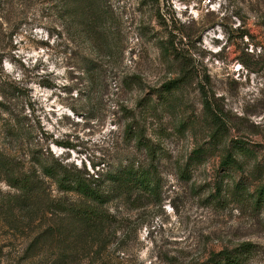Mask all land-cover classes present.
<instances>
[{"label": "rangeland", "instance_id": "obj_1", "mask_svg": "<svg viewBox=\"0 0 264 264\" xmlns=\"http://www.w3.org/2000/svg\"><path fill=\"white\" fill-rule=\"evenodd\" d=\"M170 31L190 75L145 115L147 137L160 145L156 190L113 201L114 217L88 251L78 240L33 244L57 218L21 210L0 180V264H56L62 246L74 253L57 264H213L245 241L254 243L246 264H264L256 192L264 184V0H0V69L20 85L19 106L33 113L38 136L47 135L41 152L93 173L145 154L126 137L119 106L139 113L180 75ZM94 63L93 80L83 73ZM206 94L224 124L221 144L211 140ZM232 145L249 154L222 166ZM238 181L244 189L227 195Z\"/></svg>", "mask_w": 264, "mask_h": 264}, {"label": "trees", "instance_id": "obj_2", "mask_svg": "<svg viewBox=\"0 0 264 264\" xmlns=\"http://www.w3.org/2000/svg\"><path fill=\"white\" fill-rule=\"evenodd\" d=\"M93 15V14H92ZM91 31H95L92 22H89ZM168 49L174 51L176 59L181 61V71L165 85V90L159 93L152 106L141 104L139 113L124 104L119 106L120 111L128 119L126 137L135 143V147L144 155L128 153L121 158H113L104 162L102 168L90 173L76 166H72L54 156L49 157L41 151L46 147L47 135L38 136L32 112H26L25 106L20 105L22 92L20 85L10 79L0 69V180L5 181L16 193L10 197L15 205L29 215L41 213L43 216H55L47 228L41 230L33 240V244L41 239H57L61 241H80L81 248L91 251L98 245V239L105 231V225L111 222L114 215L109 212L108 206L113 201H127L137 197L142 190L153 192L156 190L159 179V165L161 162L160 145L152 138L147 137L146 112L156 107L157 103H164L165 91L171 92L181 84L187 82L190 75L189 62L183 60L176 46L177 35L170 31ZM248 35V33H244ZM185 37L182 35V38ZM96 63L83 74H90L94 80ZM131 77H124L126 87L132 84ZM205 106L211 111L216 126L211 134L215 144L223 141L222 120L213 111L209 96H205ZM224 126V124H223ZM48 147V146H47ZM249 150L245 147L232 145L222 158V166H240L242 157L247 156ZM95 168L96 165L94 164ZM185 172L186 167L183 168ZM264 175V174H263ZM55 185L47 186V182ZM243 182H233L232 187L226 189L227 195L234 196L242 191ZM217 195H223V184L217 185ZM56 192V193H55ZM258 202L264 198V184L257 190ZM59 193V194H58ZM75 223L78 228H61L63 223ZM67 230L69 234L66 233ZM114 233H117L115 229ZM64 236V238H62ZM124 236V235H123ZM32 244V245H33ZM254 250V243L250 241L229 248H223L213 257V264H246ZM1 251V247H0ZM74 252L60 248L55 253V263H65L66 258ZM53 261V262H54ZM52 262V263H53ZM45 263V262H44ZM34 264H42L37 261ZM46 264V263H45Z\"/></svg>", "mask_w": 264, "mask_h": 264}]
</instances>
